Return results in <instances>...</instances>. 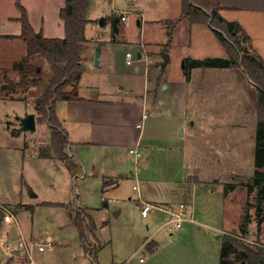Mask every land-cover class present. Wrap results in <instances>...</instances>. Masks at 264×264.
<instances>
[{
	"label": "crops",
	"instance_id": "1",
	"mask_svg": "<svg viewBox=\"0 0 264 264\" xmlns=\"http://www.w3.org/2000/svg\"><path fill=\"white\" fill-rule=\"evenodd\" d=\"M17 1L35 33L46 39H64L66 35L60 15L66 0H0V44L9 46L6 51L0 47V126L7 136V143L0 145V263L82 264L76 260L87 253L75 225V221L81 223L76 213L80 209L90 220L92 235L106 231L101 239L104 245L97 251L106 252L105 258L100 256V264H219L222 238L231 235L228 231L234 226V220L226 219V201L232 193L227 189L233 188L229 180L237 168V155L240 163L241 155L247 153L250 176L255 170L257 85L237 67H195L187 78L186 59L226 60L229 57L223 44L217 56L210 50L189 54V45L171 43L167 38L162 39L168 46L163 51L145 40L141 31L138 41H128L119 33L103 45L90 41L86 35L93 21L90 0L81 53L84 72L75 86L80 100L55 103L59 130L67 143L64 159L52 151L43 156L40 148L26 152L28 133L20 118L34 114L35 129L42 122L34 111L17 113L10 108L22 101L10 89L12 78L3 76L18 73L13 64L26 54V45L18 38L21 12ZM218 2L220 16L240 28L237 40L242 54L261 59L264 66V0ZM125 14H114L111 19L121 32ZM139 18L136 25L141 29L144 21ZM202 26L207 25L189 21L191 31ZM96 48L98 66H94ZM16 52L20 59H10ZM227 107L230 111L225 113ZM12 119L17 125H11ZM208 123L218 126L209 129ZM50 142L51 135L43 147L48 148ZM209 149L211 154L220 149L222 158H207ZM27 165L32 178L25 175ZM70 182L77 183L79 205L67 200ZM132 182V190L128 187L127 192L133 194L124 196L134 201L132 209L139 210L138 219L147 221L149 235L122 257L115 247L112 230L116 228L111 230L110 224L112 213L116 220L122 212H112L110 204L123 199L121 187ZM47 191L58 193L60 199H51ZM87 197L88 201L97 199L96 206L89 205ZM180 204L186 218L176 227L167 209ZM146 205L150 208L143 216ZM94 213L100 214L97 223ZM39 216L50 221L45 224L47 229L61 239L39 228ZM24 219L30 223L24 224ZM251 229H247L249 233ZM261 239L264 247V234ZM48 241L52 248L40 251L38 247ZM35 248L50 253L40 262L33 256ZM140 251L143 254L138 255ZM95 264H99L98 254Z\"/></svg>",
	"mask_w": 264,
	"mask_h": 264
},
{
	"label": "rangeland",
	"instance_id": "2",
	"mask_svg": "<svg viewBox=\"0 0 264 264\" xmlns=\"http://www.w3.org/2000/svg\"><path fill=\"white\" fill-rule=\"evenodd\" d=\"M189 4L191 5V0H189ZM182 6V0H92V7L90 10L91 18H93V21L91 25L86 30L87 38L92 42H98L99 45H103L104 42L109 41L112 39L115 35H122V37H125L128 41H138L140 31L145 35V40L149 41L150 44L157 46L158 48H161L164 50L167 49V45L165 44V41L162 39L167 38L170 39L171 43L173 41H177L178 43L182 44L186 43L191 47L189 54H195L200 55L205 53L206 50H210V54L213 55H221L219 50H223L222 48V42L218 35L213 31L215 30L211 24L210 21L206 24L209 26V28L206 26H202V28L196 29L195 31H191L189 28V21L186 17V14L182 13L181 10ZM190 9V6H187V10ZM121 14L126 13V25H124V31L121 32V30H116L114 28V24L112 22V17L114 14ZM142 16V19L144 21L143 26L137 27L136 20L140 19L139 17ZM103 19V24H100V20ZM122 22V21H121ZM124 23V24H125ZM213 29V30H211ZM218 32V30H216ZM224 37L227 38V36L223 33ZM0 47H5L4 50L6 51L7 46L6 44H0ZM239 48V58L243 56L242 54V47ZM202 52V53H201ZM178 53V52H177ZM167 54V53H165ZM229 55V53L227 52ZM6 60L5 58H3ZM10 59H20L19 52L13 53L10 56ZM175 60V59H173ZM7 61V60H6ZM9 61V60H8ZM32 63L40 66L43 70V78L45 79L49 74L50 70L48 67V62L44 58L39 57L38 55L34 56L31 59ZM1 62V61H0ZM238 72L243 71V67L241 64L238 67ZM4 77L9 79L12 78V83L10 89H14L13 93L15 94V98H18L22 101V104H14L13 107H10L11 109H15L16 112H21L23 109L25 111H34L36 115H38V120L40 119L41 114L35 109L36 102L41 98L43 89L40 87H30L29 89H23L19 86H16V84L20 79V73H15L14 76L12 75H6L3 74ZM189 79V78H188ZM223 79V77H221ZM5 83V82H4ZM3 83V84H4ZM17 87V88H14ZM17 93V94H16ZM224 93V92H223ZM226 112L230 111L229 107L225 108ZM23 112V111H22ZM42 119V118H41ZM40 121V120H39ZM42 124L38 125L37 128L34 131H27L28 135L24 141L25 151L30 152L32 149L40 148V152L42 153H48L52 151V147H43V144L47 137L51 135V128L49 127L50 124L47 120L42 119ZM11 125H17L15 121L12 119L10 122ZM207 126L214 127L218 126V124L208 123ZM251 125V124H250ZM248 128V127H247ZM246 128V129H247ZM207 129V130H209ZM20 143V141H18ZM7 143V136L3 132L2 124L0 126V145H4ZM67 146V145H66ZM65 146V149H66ZM65 151V150H64ZM209 155H207V158L212 159L214 157L222 158L221 150L219 149L217 152L215 149H213V154H211L210 149ZM226 156V155H225ZM243 157V161L238 163V160L240 159V156L237 155V161L236 166L237 168L235 171L231 172L230 175H232V179L229 180L231 184H233V188H228L227 190H231L232 193L227 194L228 201H226V219L228 222H231L234 220V226L229 228L228 233L233 235L235 239L244 245L250 246L254 249L258 248H264L261 246L262 239L264 234V197H261L258 193L259 188L254 189H248L246 186L251 183L250 177V170L249 169V156L247 153L245 155H241ZM206 158V156H205ZM240 164V165H239ZM253 168V165H251ZM28 170H25V175L28 177H33V174L31 173L30 166L27 165ZM252 175V174H251ZM49 180L47 176H44L43 179ZM38 181L37 179H35ZM71 183V182H70ZM77 184V183H76ZM75 182L71 183L70 186H68V198L67 200H71L74 202V205H79V202H77L76 193L79 194L78 187L76 186ZM133 182L132 184H127L126 187H121V197L123 199L117 200L114 202H111L110 209L113 211L121 210V215L116 218V220H113V213L111 215L110 224L111 230L116 228V230H112V232L116 235L115 240V247L119 250L120 256H124L130 249H135L137 245L141 243L144 236H148L149 233L146 232L145 225L147 224V221L145 219L139 220L138 219V213L139 210L137 208L132 209L134 206V201L128 200L126 196H124L127 192L128 187L130 190H132ZM63 185H61L60 189L63 190ZM30 189L28 186H24V189ZM133 194V193H130ZM46 195L50 197L51 199H60L58 196V193H55L54 191H47ZM44 196V194L42 195ZM90 197V196H89ZM87 197V201L88 198ZM133 200V199H132ZM233 201V202H232ZM89 205H94L97 203V199H92L91 201H88ZM76 213L81 218L83 230H84V236L85 241L84 244L86 246L87 253L86 255L77 256L76 260H80L82 264H95L96 261V255L98 254V262L100 264V256L102 258H105L104 255H106V252L103 254H100V251L97 252L101 247H103L104 243L102 242V237L106 236V231L101 230L97 232L95 235H92V232L90 230V223L89 218H87L84 214V212L80 209H77ZM245 213L248 214V225L247 229H251L252 231L249 233L247 232L245 234H242L239 227L242 226L245 222ZM3 215V213H2ZM100 214L94 213L92 215V218L94 220V223H97L100 221ZM234 218V219H233ZM164 219V218H163ZM162 220H160L161 223ZM41 225L39 226L40 229L46 228L47 233L52 234L56 237H59L61 239V236L54 233V231L47 229L49 225H45L46 223H49L50 221L44 216L43 218L37 219ZM36 221V219H35ZM262 222V223H261ZM24 224H29L30 222L23 220ZM261 223V225H260ZM27 227V226H26ZM38 228V227H37ZM153 228V227H152ZM151 231V230H150ZM17 233L15 235V239H17ZM114 242V241H113ZM100 244V245H99ZM232 252L225 258V261L227 264H244L245 257L242 253V250L240 247H237L235 245L231 246ZM114 248V245H113ZM33 256L35 259L41 261H44V258H47L48 253H50L48 250L44 252H38L36 251V248L33 251ZM97 252V254H96ZM100 254V255H99ZM143 253L138 252V255H141ZM94 262H91V260ZM120 259V258H119ZM117 262H121L120 260H117ZM67 264V262H66Z\"/></svg>",
	"mask_w": 264,
	"mask_h": 264
},
{
	"label": "trees",
	"instance_id": "3",
	"mask_svg": "<svg viewBox=\"0 0 264 264\" xmlns=\"http://www.w3.org/2000/svg\"><path fill=\"white\" fill-rule=\"evenodd\" d=\"M90 0H66L65 8L60 11L61 18L65 23L64 39H46L40 33H35L30 26L26 12L17 1L21 16L18 22L21 24V39L26 45V54L13 67L19 71L20 79L14 84L23 89L30 87H41L43 89L41 98L36 102L35 109L41 114L42 119L47 120L51 128L52 152L64 159V150L67 145L65 137L59 130V122L55 115V103L57 101H78L80 100L76 91V84L84 72L81 53L83 43H85V18ZM187 6L190 9L187 10ZM181 10L186 14L191 24H207L219 30L222 34L215 31L220 38L223 46L229 53L228 59L207 58L204 60L186 59L185 73L189 78V73L195 67H243L250 79L257 85L258 96L256 102V131L254 149V172L248 189L259 188V195L264 197V66L259 58L252 59L248 54L243 53L239 58L238 51L240 43L237 40L240 28L237 24L224 20L219 11L221 7L218 0H182ZM223 33L227 36L224 37ZM245 42H249L245 38ZM38 55L48 62L50 74L44 79L43 70L40 66L32 63L31 59ZM69 86L72 89L67 90ZM42 118V119H41ZM43 156L48 154L42 153ZM106 185V183H105ZM104 186V184H103ZM103 205L105 202L103 201ZM2 211L0 209V226L2 224ZM248 214L245 213V222L239 227L242 234L247 231ZM82 223V221H81ZM80 221L75 225L79 230L80 238L85 241L83 225ZM240 247L245 257L244 264H264V248L254 249L250 246L239 243L233 235H224L220 250L219 264H227L225 258L232 252L231 246ZM1 264V263H0Z\"/></svg>",
	"mask_w": 264,
	"mask_h": 264
},
{
	"label": "built area",
	"instance_id": "4",
	"mask_svg": "<svg viewBox=\"0 0 264 264\" xmlns=\"http://www.w3.org/2000/svg\"><path fill=\"white\" fill-rule=\"evenodd\" d=\"M121 20L124 21L125 20V17L122 15L121 16ZM127 57H131V54L130 53H127L126 54ZM130 61H127V63H129ZM150 206L149 205H146L144 207V209L142 210V215L145 216L147 211L149 210ZM170 217H171V221H173V223L175 224L176 227H178L180 225V223L186 218V212H185V209H184V206L182 204H180L178 207H174V206H170L168 209H167ZM52 243L51 242H46V244L44 245H40L38 247V249L40 251L44 250V249H50L52 248Z\"/></svg>",
	"mask_w": 264,
	"mask_h": 264
},
{
	"label": "water",
	"instance_id": "5",
	"mask_svg": "<svg viewBox=\"0 0 264 264\" xmlns=\"http://www.w3.org/2000/svg\"><path fill=\"white\" fill-rule=\"evenodd\" d=\"M103 19L100 20V24H102ZM99 48H96L94 53V66H98L99 64ZM164 57L166 55L164 54ZM21 127L24 131H34L35 130V116L30 113L20 118Z\"/></svg>",
	"mask_w": 264,
	"mask_h": 264
}]
</instances>
